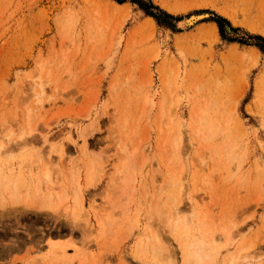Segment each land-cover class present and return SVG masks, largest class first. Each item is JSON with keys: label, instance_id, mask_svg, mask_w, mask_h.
<instances>
[{"label": "rangeland", "instance_id": "obj_1", "mask_svg": "<svg viewBox=\"0 0 264 264\" xmlns=\"http://www.w3.org/2000/svg\"><path fill=\"white\" fill-rule=\"evenodd\" d=\"M114 1L118 14L94 0H0V170L56 197L74 175L95 224L0 209V264H141L132 250L155 232L177 250L175 231L252 221L221 258L251 240L264 249V233L253 237L264 230V0H140L159 19ZM194 14L207 16L181 24ZM199 127L217 135L193 143Z\"/></svg>", "mask_w": 264, "mask_h": 264}, {"label": "bare ground", "instance_id": "obj_2", "mask_svg": "<svg viewBox=\"0 0 264 264\" xmlns=\"http://www.w3.org/2000/svg\"><path fill=\"white\" fill-rule=\"evenodd\" d=\"M94 1L97 2L108 13L112 14L120 13L119 10L125 5L119 4L114 0ZM220 12L224 15H227L225 11ZM206 16L207 14H194L190 17H187V19L185 18L186 20L181 22V24L189 27L194 25L198 20ZM148 21L151 25L156 24V21L153 17H148ZM211 27L213 31L218 33L217 24L213 23L211 24ZM251 29L254 30L253 28ZM255 32H260L264 35V31L255 30ZM232 45L233 48L237 47L236 43ZM251 51V56L256 59L257 62L258 57L260 55L259 50L253 48L251 49ZM262 82V79L258 80V89L261 88ZM172 128L173 126L170 125L169 129ZM194 135L195 137L192 138V142L194 143L195 140V143H198V141L208 140L210 135L216 136L217 133L211 130L207 132L201 127H199L194 132ZM21 137H24V135H22ZM81 137L83 138L85 144H87V136L82 134ZM183 138V132L181 131L179 133V136L174 139V144L176 148L179 147L180 142L183 141ZM46 141H49V138H46ZM216 155L218 161L221 159L220 162L222 163V161H224L225 159L223 157L225 156L223 151H216ZM228 169H231V167L229 166ZM91 170H93L92 175H95L96 173H94L93 166ZM92 175L91 177H93ZM43 176V181L51 180V173L49 169L44 172ZM182 179L183 176L181 174L180 180ZM78 183L79 182H77L76 177L73 175L72 183L69 186V190L65 188L63 190L64 194L61 193L58 197H56L50 192L45 194L43 190L39 192L32 189L30 187V183L26 181L22 177V175L16 176L12 171L3 173L0 170V209H4L3 211H8L12 209L15 210L19 206L22 209L31 208L49 210L58 215H64V217H67L75 226H81V223H83L82 227H84V231L92 233L95 224L93 223L91 215L88 211L84 196L82 195V192L78 190ZM76 188L78 191L76 190ZM70 191L77 192H75V197H73L74 203L69 202ZM184 195V185L182 184L179 197L177 198V202L173 203L170 208V212L172 213L171 219L175 223L172 225V232L173 230H177V226L181 223L180 205L184 200ZM156 212L161 214V211L158 207ZM105 218H107V224L105 223ZM105 218H102L104 220L99 219L100 228L97 229L98 236L106 234L105 232L107 231L106 227H108L109 215ZM232 223L233 221H231V224ZM256 225V221H252L251 224H247V226L243 227H238L235 231H227V227L223 226L222 224L221 227L211 230L209 236L201 237H198L197 235L191 236V233L188 231L189 228L187 227L185 233L178 234V232L176 231L174 233V239L177 241V250H175L174 247H172L170 244L164 242L161 235L158 232H155L154 235L148 237V242L139 244L136 249L132 250V256L136 258L139 262H141V264H264V249H262V247L260 246V248H258L257 240H251L247 245L241 244L239 245V247L236 248L234 252L230 253L225 260H222L221 258L222 248H226L227 246L232 244L233 241L236 242L237 238L243 237L242 234L245 232V229L250 230ZM216 231H220L221 233L216 235ZM258 232L259 233L254 234L256 236L253 235L255 239H261L259 235H263L262 233H264V230L262 229ZM225 233H227V244H222L220 240L222 239V236Z\"/></svg>", "mask_w": 264, "mask_h": 264}, {"label": "trees", "instance_id": "obj_3", "mask_svg": "<svg viewBox=\"0 0 264 264\" xmlns=\"http://www.w3.org/2000/svg\"><path fill=\"white\" fill-rule=\"evenodd\" d=\"M118 1H119V2H123L122 0H118ZM138 2L141 4L142 8H144V9L146 10V12H147L148 14H150V15L156 17L157 19H159V18L157 17V15H156L154 12H152V11L149 10V6L144 5L140 0H139Z\"/></svg>", "mask_w": 264, "mask_h": 264}]
</instances>
